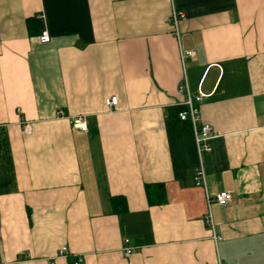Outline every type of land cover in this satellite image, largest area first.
I'll return each instance as SVG.
<instances>
[{"label":"crops","instance_id":"1","mask_svg":"<svg viewBox=\"0 0 264 264\" xmlns=\"http://www.w3.org/2000/svg\"><path fill=\"white\" fill-rule=\"evenodd\" d=\"M184 81L212 128L204 186ZM79 258L264 264V0H0V264Z\"/></svg>","mask_w":264,"mask_h":264},{"label":"built area","instance_id":"2","mask_svg":"<svg viewBox=\"0 0 264 264\" xmlns=\"http://www.w3.org/2000/svg\"><path fill=\"white\" fill-rule=\"evenodd\" d=\"M182 17V13L179 11H176L175 9L172 10V13L169 18V23L173 28L174 34L177 36V24L179 18ZM39 41L41 42H48L50 37L47 32V30L44 28L39 37ZM185 54L190 55L191 53L188 51ZM180 91H183L186 93V99L184 101V109L178 113V116L181 120H190L193 127V133H194V142L196 146V151L198 155V163L193 169V182L197 186H204L205 184V171L203 167V163L201 160V156L204 152H209L211 150V145L209 143L210 138L212 137V128L211 126L204 122L202 120V117L200 115L199 109H198V103L202 98V94L200 92L191 94L188 90L187 82L184 81L179 85ZM117 99L115 96H112L110 98H107L105 100V103L108 107H113L116 105ZM61 114V112H60ZM70 123L72 127L78 128L81 130L86 129V123L85 118L83 116H77L72 117L70 119ZM210 198H208L207 203L209 204ZM213 201H215L218 205L225 206L229 204L232 200L231 193H228L226 191H219L217 192L213 198ZM205 223L212 228V217L210 210L208 209L207 214L204 217ZM221 237H217L213 235V239L215 241L220 240ZM123 252L124 255L129 256L134 248L128 245V240L123 239ZM67 252V248L65 246H62L60 249H58L56 256H63ZM80 258L75 261L74 264H78L80 262ZM48 264H56L55 259H50Z\"/></svg>","mask_w":264,"mask_h":264},{"label":"trees","instance_id":"3","mask_svg":"<svg viewBox=\"0 0 264 264\" xmlns=\"http://www.w3.org/2000/svg\"><path fill=\"white\" fill-rule=\"evenodd\" d=\"M144 190H145L146 198L150 205L161 204L165 202L164 188L161 183L146 184L144 186ZM111 200H112V206L114 208V211L118 213H121L122 211H124L125 201L122 196L113 197ZM116 204L120 206L116 208L115 206Z\"/></svg>","mask_w":264,"mask_h":264}]
</instances>
